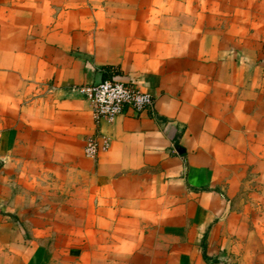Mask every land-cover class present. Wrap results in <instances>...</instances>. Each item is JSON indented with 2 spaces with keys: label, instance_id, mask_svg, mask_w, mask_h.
<instances>
[{
  "label": "crops",
  "instance_id": "crops-1",
  "mask_svg": "<svg viewBox=\"0 0 264 264\" xmlns=\"http://www.w3.org/2000/svg\"><path fill=\"white\" fill-rule=\"evenodd\" d=\"M112 71L154 103L97 123ZM252 261L264 0H0V264Z\"/></svg>",
  "mask_w": 264,
  "mask_h": 264
},
{
  "label": "built area",
  "instance_id": "built-area-1",
  "mask_svg": "<svg viewBox=\"0 0 264 264\" xmlns=\"http://www.w3.org/2000/svg\"><path fill=\"white\" fill-rule=\"evenodd\" d=\"M112 75L99 83L74 86L73 90L85 95L93 105L94 119L115 120L126 109L141 112L154 103L151 92L142 89L137 83L121 79L114 71ZM110 146V139L99 131L85 144L86 156L96 158L101 150Z\"/></svg>",
  "mask_w": 264,
  "mask_h": 264
},
{
  "label": "rangeland",
  "instance_id": "rangeland-1",
  "mask_svg": "<svg viewBox=\"0 0 264 264\" xmlns=\"http://www.w3.org/2000/svg\"><path fill=\"white\" fill-rule=\"evenodd\" d=\"M259 251V250H258ZM251 263V262H250ZM252 264H261V261L260 262H257V263H254V261H252ZM264 264V262H263Z\"/></svg>",
  "mask_w": 264,
  "mask_h": 264
},
{
  "label": "trees",
  "instance_id": "trees-1",
  "mask_svg": "<svg viewBox=\"0 0 264 264\" xmlns=\"http://www.w3.org/2000/svg\"><path fill=\"white\" fill-rule=\"evenodd\" d=\"M106 79V78H105ZM104 80V79H103ZM206 258L209 259V257L206 255Z\"/></svg>",
  "mask_w": 264,
  "mask_h": 264
}]
</instances>
